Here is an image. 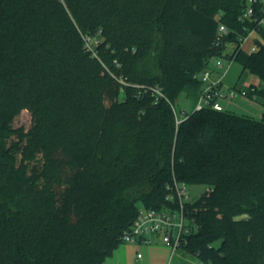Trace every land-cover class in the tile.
I'll list each match as a JSON object with an SVG mask.
<instances>
[{
    "label": "trees",
    "instance_id": "1",
    "mask_svg": "<svg viewBox=\"0 0 264 264\" xmlns=\"http://www.w3.org/2000/svg\"><path fill=\"white\" fill-rule=\"evenodd\" d=\"M248 1L0 0V264H104L141 207H175V180L207 189L185 206V253L264 264V116L204 108L177 124L171 106L216 59L264 99V43L240 46L264 39Z\"/></svg>",
    "mask_w": 264,
    "mask_h": 264
},
{
    "label": "built area",
    "instance_id": "2",
    "mask_svg": "<svg viewBox=\"0 0 264 264\" xmlns=\"http://www.w3.org/2000/svg\"><path fill=\"white\" fill-rule=\"evenodd\" d=\"M257 3H261L264 10V0H249L244 15L245 17L249 18L254 14V8ZM258 26L260 29L264 30V16L259 20ZM253 31H251L249 35ZM227 33V28L224 25H220L218 29V37L220 38ZM247 37L240 38L241 47H243ZM83 39L85 49L93 56H97L95 46L98 44V38L91 35H84ZM234 49L235 46L233 44H228L229 53L234 52ZM252 51H257V48L253 47ZM223 60L224 59L213 60V62L216 61L214 67L220 72L219 74L215 73L212 65L201 74L200 81L202 87L196 97L194 111L202 110L204 108L225 111L221 102L222 100H234L239 96L248 97L255 92L254 87L246 89L236 86L233 89H225L223 81L228 72V68H225ZM120 82L124 86L127 85V82L123 78L120 79ZM150 91L155 95L157 101L160 98L167 100L161 88L152 87L150 88ZM171 106L175 113L177 124H180L183 118L181 119L179 117L175 106L173 104H171ZM166 200L174 203L175 207H162L160 209H146L141 207L137 219L133 222L131 227L125 231L122 242H149L150 237L159 236L161 237L162 242L171 249L172 256L181 249L186 237L197 228L195 221L190 219L185 211L186 204L192 202L194 199L189 197L187 184L175 180L172 187V194L167 196ZM138 257H140V255ZM198 264L203 263L199 262Z\"/></svg>",
    "mask_w": 264,
    "mask_h": 264
},
{
    "label": "rangeland",
    "instance_id": "3",
    "mask_svg": "<svg viewBox=\"0 0 264 264\" xmlns=\"http://www.w3.org/2000/svg\"><path fill=\"white\" fill-rule=\"evenodd\" d=\"M256 39H260L264 43L263 37L259 32L253 31L246 39L243 44V48L252 51L253 47L258 48V44L255 42ZM225 68H228L226 78L224 80L225 89H233L234 87L240 85L243 88H249L251 85L260 86L259 80L255 77L252 78L247 72H243L242 66L237 62H231L223 60ZM216 64V61L212 63ZM225 71V69H224ZM242 83V84H241ZM123 96L121 95V98ZM223 107L225 111L230 114H236L239 116H247L255 120H261L264 116V99L257 97L254 93L248 97L239 96L234 100H222ZM196 103L195 94L183 93L179 99L175 102V109L182 119L185 118L186 114H191L194 111V105ZM31 124L30 114L26 111L22 112L20 116L15 120V126H24L28 128ZM189 197L191 199H196L202 196V194L207 190L204 185H187ZM184 253V254H183ZM183 254L185 252L182 249L178 250L177 255ZM188 258V257H187ZM200 261L197 258L189 256L188 261H183L179 257H176L173 264H197Z\"/></svg>",
    "mask_w": 264,
    "mask_h": 264
},
{
    "label": "crops",
    "instance_id": "4",
    "mask_svg": "<svg viewBox=\"0 0 264 264\" xmlns=\"http://www.w3.org/2000/svg\"><path fill=\"white\" fill-rule=\"evenodd\" d=\"M212 67L216 74L220 73L213 64ZM149 240V242L121 244L113 254L105 260L104 264H173L176 257H179L183 261L189 260L190 255L187 253H185V255H183L184 253L177 255V251L172 256L171 249L162 242L161 237L152 236ZM139 255L140 257H138Z\"/></svg>",
    "mask_w": 264,
    "mask_h": 264
}]
</instances>
